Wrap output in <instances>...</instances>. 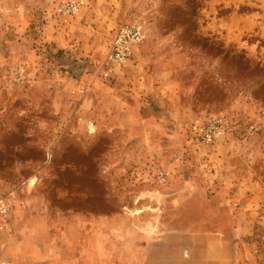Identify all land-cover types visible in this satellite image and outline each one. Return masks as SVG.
I'll return each instance as SVG.
<instances>
[{"label":"rangeland","instance_id":"rangeland-1","mask_svg":"<svg viewBox=\"0 0 264 264\" xmlns=\"http://www.w3.org/2000/svg\"><path fill=\"white\" fill-rule=\"evenodd\" d=\"M62 1L0 0V264H189L191 233L233 223L201 221L216 192L188 184L239 169L264 187V0ZM124 22L143 38L109 71ZM56 23L77 24L76 52L47 38ZM220 114L223 139L191 138Z\"/></svg>","mask_w":264,"mask_h":264},{"label":"crops","instance_id":"crops-1","mask_svg":"<svg viewBox=\"0 0 264 264\" xmlns=\"http://www.w3.org/2000/svg\"><path fill=\"white\" fill-rule=\"evenodd\" d=\"M76 25L56 23L52 29L48 28L50 31L46 34L47 38L57 49L70 48L76 52L78 44L74 42L77 34ZM135 90V86L129 87L128 93L125 91L124 94L131 95ZM122 109L131 111L133 106L126 102ZM232 173L234 180H227L222 172H218L217 179L210 184L189 183L187 186L192 192L197 190H203L206 194L209 190L216 192L214 196L206 198L211 213L205 215L201 221H215L217 216L222 215L223 209L228 208L230 213L226 219L233 223L230 229L216 227L210 231L191 233L192 244L189 252L191 258L187 259L189 264H264V249L259 247L264 244V233H258L256 227L259 226L255 224L257 215L264 221V204H260L261 199L257 196L252 197L248 194L251 189L264 190V187L259 182L250 181L247 172L244 175L245 172L242 170L234 169ZM241 194L242 197L239 198L237 195ZM41 234L43 246H49L54 242L50 233ZM39 257L37 255L38 260Z\"/></svg>","mask_w":264,"mask_h":264},{"label":"built area","instance_id":"built-area-1","mask_svg":"<svg viewBox=\"0 0 264 264\" xmlns=\"http://www.w3.org/2000/svg\"><path fill=\"white\" fill-rule=\"evenodd\" d=\"M81 0H64L59 5V11L64 14H74L81 5ZM143 38L141 26L134 22L122 23L114 32L105 65L109 71L112 66H122L136 49ZM109 75V72H105ZM226 120L222 114L204 119H198L190 125L191 138L200 144H214L225 136ZM253 127V126H252ZM11 206L6 197L0 196V233L7 225ZM1 264H11L4 261Z\"/></svg>","mask_w":264,"mask_h":264}]
</instances>
